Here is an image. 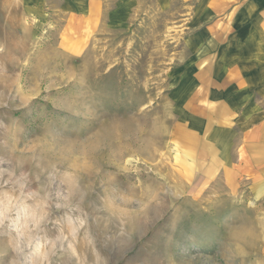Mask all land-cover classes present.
<instances>
[{
  "label": "rangeland",
  "instance_id": "obj_1",
  "mask_svg": "<svg viewBox=\"0 0 264 264\" xmlns=\"http://www.w3.org/2000/svg\"><path fill=\"white\" fill-rule=\"evenodd\" d=\"M172 18L0 0V264H264V186L172 137Z\"/></svg>",
  "mask_w": 264,
  "mask_h": 264
},
{
  "label": "crops",
  "instance_id": "obj_2",
  "mask_svg": "<svg viewBox=\"0 0 264 264\" xmlns=\"http://www.w3.org/2000/svg\"><path fill=\"white\" fill-rule=\"evenodd\" d=\"M26 14L58 13L120 29L140 12L178 27L169 98L174 141L222 177L264 186V0H20Z\"/></svg>",
  "mask_w": 264,
  "mask_h": 264
}]
</instances>
